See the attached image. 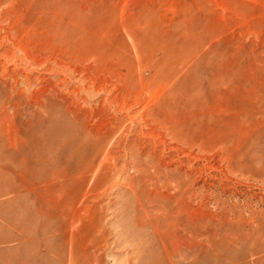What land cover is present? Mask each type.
<instances>
[{"label":"rangeland","instance_id":"obj_1","mask_svg":"<svg viewBox=\"0 0 264 264\" xmlns=\"http://www.w3.org/2000/svg\"><path fill=\"white\" fill-rule=\"evenodd\" d=\"M0 264H264V0H0Z\"/></svg>","mask_w":264,"mask_h":264},{"label":"bare ground","instance_id":"obj_2","mask_svg":"<svg viewBox=\"0 0 264 264\" xmlns=\"http://www.w3.org/2000/svg\"><path fill=\"white\" fill-rule=\"evenodd\" d=\"M162 176V175H161ZM99 234V233H98ZM105 241V240H104ZM108 247V246H107Z\"/></svg>","mask_w":264,"mask_h":264}]
</instances>
